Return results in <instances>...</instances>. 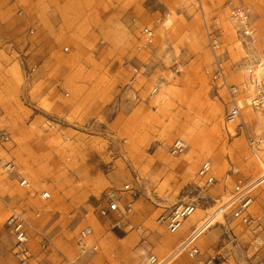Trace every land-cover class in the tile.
I'll return each mask as SVG.
<instances>
[{
  "label": "rangeland",
  "instance_id": "1",
  "mask_svg": "<svg viewBox=\"0 0 264 264\" xmlns=\"http://www.w3.org/2000/svg\"><path fill=\"white\" fill-rule=\"evenodd\" d=\"M84 7L100 17L108 12L110 16L64 20L68 28L80 22L82 30L74 31V36L87 33L92 25L99 29L92 31L88 44L74 37L76 43L62 44L60 51L47 56L37 34H31L36 27L35 5L29 0L16 4L0 0L1 126L12 137L0 143V264H18L5 224L11 210L35 206L43 190H51L54 197L44 207V232L69 258L76 264H119L110 257L119 241L99 210L107 190L132 183L135 225L144 227L148 242L143 245L134 231L130 246L138 260L154 252L162 262L180 240L168 233L162 222L165 214L181 204L203 209L219 200L227 203L238 179L233 168L247 182L261 175L245 133L234 126L239 122L230 125L225 120L230 97L221 80L214 79L209 32L221 42L219 54L231 80L246 83L248 70L264 60V0H107L70 4L68 9L85 12ZM236 8L250 10L249 23L258 30L256 45L234 21ZM133 19L162 27L152 45L145 46L140 31L131 25ZM40 64H44L40 73L29 77L26 70ZM242 68L247 70L244 80ZM85 91L92 103H104L88 124L80 116L88 100L74 116L63 114ZM123 110L125 114L134 110V116L126 119L122 135L110 123ZM247 117L248 131L264 139V115L250 111ZM178 139L188 149L173 156L170 149ZM188 153L190 164L184 160ZM207 161L217 181L198 190L194 186L202 187L198 171ZM100 162H111L114 168L103 171ZM22 177L31 188L20 187ZM249 197L252 215L263 213L264 186H256ZM87 227L94 230L90 241H97L101 250L79 258L77 240ZM230 227L241 238V246L222 245L230 237ZM249 239L246 227L226 210L219 224L197 240L201 248L197 259L173 256L163 264H248L243 247ZM37 244L35 264H68L61 253L45 258Z\"/></svg>",
  "mask_w": 264,
  "mask_h": 264
},
{
  "label": "built area",
  "instance_id": "2",
  "mask_svg": "<svg viewBox=\"0 0 264 264\" xmlns=\"http://www.w3.org/2000/svg\"><path fill=\"white\" fill-rule=\"evenodd\" d=\"M22 15V13H21ZM235 18L242 25V33L248 42L252 45H256L258 42L257 28L249 23L250 10L247 8H236L234 11ZM161 20H158L160 23ZM131 25L135 27L141 33V38L145 43V46L152 45L155 39V30L144 24H140L137 19H133ZM35 30H31V34H34ZM210 37V49L215 59L214 79H220L222 86H224L229 93V103H227V110L225 114V120L228 124L232 125L238 123L237 127L245 133L247 137V143L252 156L257 160L260 166L264 165V139H257L253 134L248 131L247 115L250 111L257 114V116L264 115V80L259 79L254 75V68L248 70L247 82L242 85H238L231 80L230 74L226 71L224 65L225 61L219 54L221 50V42L214 33L209 32ZM68 51V49H66ZM257 66L263 67L264 60L261 59ZM40 66H35L27 73L29 77L35 76L39 73ZM60 90L64 91L63 87ZM67 97L69 93L65 94ZM2 109L0 108V143H6L12 141L11 134L7 129L2 128ZM263 146V148H261ZM188 144L182 140H176L171 146L170 153L173 156H179L186 152ZM100 168L103 171L112 170L114 164L100 162ZM234 175H238L236 181V188L233 196L226 203L227 209L232 210V218L234 222H237L241 226H245L249 233V241L246 246L243 247L245 255L247 257L248 264H264V212L260 215L253 216L248 210L252 203L249 195L258 187V181L260 178L247 182L240 177V170L233 168ZM198 177L200 179V188L198 185H194L196 189L202 190L205 187L212 186L216 181V177L213 172V165L207 161L203 163L198 171ZM21 188H31V184L28 179L22 177L19 182ZM135 187L132 183L124 184L120 189L107 190L103 197V204L99 210L101 217L109 220L114 218L111 222L110 228L112 230L131 229L136 231L141 238L143 245L147 244L148 239L146 237V230L143 226H135L131 217L135 214V201H128L125 205H122L123 197L129 193H135ZM53 192L51 190H43L39 194L38 203L31 208H23L21 210L12 209L11 214L6 220V227L13 240L12 254L18 264H35L36 254L33 245L36 246V240L39 241L37 246L40 248L41 253L52 255L57 252V246L55 244V238L50 236L48 232H44L43 217L45 216L44 207L47 203L53 201ZM193 204H181L175 206L170 212L164 215L162 222L164 223L169 234L173 236L180 235L186 226L190 216L195 211ZM116 216V217H115ZM203 227L202 223L194 226L189 235L182 239L177 246L173 249L172 255H168L164 261H160L159 257L150 253L146 258L138 262L137 264H163L173 256L187 255L191 259H197L201 255V249L197 245L195 235ZM94 230L91 227H87L77 240L78 252L81 258L87 253L100 251V245L97 242L90 241L93 236ZM240 245L239 236L236 234L233 228L230 229V237L224 242V246L229 247L231 245ZM68 264H75L67 258ZM210 264V263H209Z\"/></svg>",
  "mask_w": 264,
  "mask_h": 264
},
{
  "label": "crops",
  "instance_id": "3",
  "mask_svg": "<svg viewBox=\"0 0 264 264\" xmlns=\"http://www.w3.org/2000/svg\"><path fill=\"white\" fill-rule=\"evenodd\" d=\"M3 1H8V0H3ZM10 1L14 4L20 2V0H10ZM106 1L107 0H29V3L32 6L35 5V7H36V14H35L36 15V22L34 24L36 27H34V30H35L34 34L36 33L38 36V39H39L38 41L41 44V46H40L41 51H43V52L46 51L47 56H49V55L51 56L54 52L60 51V49L62 48L61 47L62 44L63 45L64 44L65 45L66 44L71 45L72 41H74V43H76V40L74 37H80V39L83 40L84 43L88 44L87 38L90 35H92V31H97L99 28L94 27V25H92V27L87 31V33L82 32V33H79L78 35L74 36L73 35L74 31L82 30L80 28V22H77V24L75 25L74 28H68L64 25V20H70V21L71 20H79L80 21V20H84V19H87V20L107 19L110 16V12H108L109 15L105 14V16L100 17L97 15V12L95 13V11H93L92 9H86L85 7H84L85 12H83V11L77 12V13L69 12L68 6L70 4H75V3H81L82 5H86L88 3L91 4L92 2L102 3V2H106ZM58 6H60V7H58ZM21 13H22V15H24V12H21ZM160 20L162 22V19H160ZM69 29H70V31H69ZM153 29L155 30V33H156V31L159 30V26L157 25ZM64 35L66 36V38L61 39V37H63ZM66 49L69 50L68 47H66ZM43 65L44 64L34 65L33 67L40 66V69H39V73H40ZM83 65H85V64L83 63ZM33 67H29L27 70H29ZM135 81H137V79ZM135 81L133 82V84L135 83ZM87 85H89V83H87ZM89 88H92L91 85L89 86ZM88 99L89 98L87 95V91H85L81 97H79L77 100L73 101L72 106L65 108V111L63 112V114L74 116L76 110H78L80 108V106L86 105V100H88ZM148 103L149 104L151 103L150 99L148 100ZM91 104H92V106H91ZM103 105H104V103L102 101H95L94 103H92L91 100L89 101V104L87 105V107L85 109H83V112L81 111V113H80V116L86 121L85 124L90 123V120H91L90 118L94 116V114L98 111L99 108H103ZM153 111L155 112V110H153ZM132 116H134V110L130 111L127 114H125L124 110L122 112H118L115 115V117L113 118L112 122L110 123V126H115L116 131H117L116 133L122 134L121 131H123V128L126 127V125L129 122L128 120L131 119ZM126 119L128 122L126 121ZM76 121L78 122L79 119H76ZM36 143H37V141H33L34 145H36ZM42 146H44V145H42ZM45 149H46V147L44 148V150ZM133 199L134 198L130 194L124 195L122 205L123 204L125 205L128 201H131ZM137 202H139V201H136V203ZM248 212L252 215V213L250 212V209L248 210ZM255 216H257V215H255ZM113 220H114V218L107 220V223H108L107 225L109 226V228H110L111 222H113ZM131 221L135 225V214L131 217ZM187 223H189V221H187ZM187 223H186L184 231L179 236H177V237H180V240L175 242L174 245L178 244L182 239H184L187 235H189L190 234L189 232H191L192 229L194 228L195 225H190V226L188 225V227H187ZM135 226H138V225H135ZM231 228L232 227H230V229ZM112 231H113L112 233L115 236V238L118 239V241H119V242H117V245H116V251L113 254H111V256H110L113 261H115L119 264H137L138 262H140L141 260H143L144 258H146L150 254V253L146 254V255L144 254L143 257L139 258V260L137 258L138 256H135L136 252H134V250H133L134 248H132L130 246V243H132L133 238H134V237H132V234L134 233V231L132 233H128V234H126L125 231H123V230H117V231L112 230ZM229 236H230V234H229ZM226 239L225 238L223 239L224 242ZM240 239L241 238L239 237V241H240ZM94 242H97V241H94ZM120 242H124V243L122 244ZM55 244H56L57 250H58L55 253H58L59 256L61 253L62 256L67 260V258H69V257L62 251V249L57 244L56 240H55ZM171 244H172V242H170V245L168 247H171ZM197 245H198V243H197ZM222 245L224 246V243H222ZM173 246H172V248H173ZM100 248H101V246H100ZM174 248H175V246H174ZM225 248H229V247L225 246ZM262 254L264 257V252ZM69 259L71 260V262L75 261V260H72L71 258H69ZM76 261H75V264H76Z\"/></svg>",
  "mask_w": 264,
  "mask_h": 264
},
{
  "label": "bare ground",
  "instance_id": "4",
  "mask_svg": "<svg viewBox=\"0 0 264 264\" xmlns=\"http://www.w3.org/2000/svg\"><path fill=\"white\" fill-rule=\"evenodd\" d=\"M235 20L237 19H234V21ZM168 23H170V21H168ZM161 28L162 27L159 26L160 31H161ZM161 36L165 37L164 34H162ZM241 71L242 73L240 74V79L244 80L245 72H247V70L245 71V69L242 68ZM253 71H254V75L258 77L259 79H261L262 76L264 75V66L263 67L256 66V68H254ZM234 126H237V124ZM184 160L188 162L189 164L191 163L192 157L190 153L186 155ZM176 165H178V162L173 163V166H176ZM259 178L260 180H259L258 187L264 186V165L263 167L261 166V175L259 176ZM226 209H227L226 202H223L221 200H219L218 204H216L214 207L207 206L203 209H200V208L195 209V211L189 218V223H187V227L188 225L197 226L200 223H202L203 227L195 235V239L196 240L199 239L201 235L211 231L212 228L216 227L221 221V217L225 214ZM167 245L168 246L170 245L169 241L167 242ZM170 255H172V253Z\"/></svg>",
  "mask_w": 264,
  "mask_h": 264
}]
</instances>
